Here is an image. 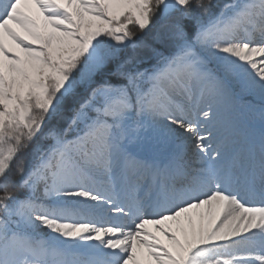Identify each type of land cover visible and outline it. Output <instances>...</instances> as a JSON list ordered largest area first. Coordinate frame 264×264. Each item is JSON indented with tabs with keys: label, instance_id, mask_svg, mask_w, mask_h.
I'll list each match as a JSON object with an SVG mask.
<instances>
[{
	"label": "snow or ice",
	"instance_id": "1",
	"mask_svg": "<svg viewBox=\"0 0 264 264\" xmlns=\"http://www.w3.org/2000/svg\"><path fill=\"white\" fill-rule=\"evenodd\" d=\"M0 264H264V0H0Z\"/></svg>",
	"mask_w": 264,
	"mask_h": 264
},
{
	"label": "trees",
	"instance_id": "2",
	"mask_svg": "<svg viewBox=\"0 0 264 264\" xmlns=\"http://www.w3.org/2000/svg\"><path fill=\"white\" fill-rule=\"evenodd\" d=\"M215 2L218 4H222L223 2H225V0H215Z\"/></svg>",
	"mask_w": 264,
	"mask_h": 264
}]
</instances>
